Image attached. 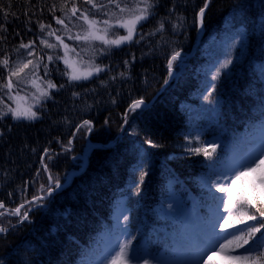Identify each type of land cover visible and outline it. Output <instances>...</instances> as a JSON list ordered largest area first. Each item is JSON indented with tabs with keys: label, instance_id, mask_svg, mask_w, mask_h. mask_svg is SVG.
I'll return each mask as SVG.
<instances>
[{
	"label": "trees",
	"instance_id": "trees-1",
	"mask_svg": "<svg viewBox=\"0 0 264 264\" xmlns=\"http://www.w3.org/2000/svg\"><path fill=\"white\" fill-rule=\"evenodd\" d=\"M75 2L82 10L90 7L83 0ZM204 4L205 0H158L153 16L138 25L144 38L137 35L131 44L97 53L95 63L107 67L90 80L69 83L61 75L63 62L48 63L45 58L49 74L45 76L41 65L39 75L52 80L57 89L34 108L39 118L15 121L9 114L0 120V202L5 205L0 211L21 203L25 204L22 213L30 209L29 219L22 223L16 215L0 216V226L8 229L0 234L3 264H92L100 256L104 233L112 230L115 207L123 197L131 207L133 245L139 242L135 246L141 250L145 240L152 255L166 252L173 257L175 243L191 242L180 219L167 225L160 211L173 180L176 192L197 208L209 227L216 201L201 182L211 173L209 165L215 161L220 172L230 150L244 153L241 147L246 149L245 143L254 142L256 131L264 129V0H208L202 29L198 13ZM60 5L61 0H0L8 12L5 19L0 11V25L7 29L0 32L6 37L0 40V57L8 53L11 60L23 58L25 50L18 54L14 49L29 40L36 41L37 56L52 55L53 50L39 41L46 37L47 25L61 27L54 19L63 15ZM161 20L164 28L156 31ZM41 24L46 26L43 33ZM118 32L126 34L123 29ZM65 42L76 43L66 37ZM175 51L181 55L170 74L168 61ZM228 59L231 64L222 67ZM172 70L176 75L170 81ZM6 75L0 70V76ZM209 76L215 91L205 100ZM74 92L80 95L73 96ZM141 98L145 103L155 100L130 113L125 123L124 113ZM84 121L92 122L91 132L81 127ZM201 131L223 138L214 161L185 147L190 141L197 146L195 137ZM69 140L72 144L65 150ZM45 149L51 159L44 156ZM86 149V170L70 179L72 171L83 166ZM142 150L148 158L146 166L141 165ZM42 157L61 184L51 195L47 192L54 185L48 181ZM144 171L147 175L141 182ZM37 195L44 199L26 203ZM257 196L264 199V194Z\"/></svg>",
	"mask_w": 264,
	"mask_h": 264
},
{
	"label": "snow or ice",
	"instance_id": "snow-or-ice-1",
	"mask_svg": "<svg viewBox=\"0 0 264 264\" xmlns=\"http://www.w3.org/2000/svg\"><path fill=\"white\" fill-rule=\"evenodd\" d=\"M83 3L90 7L82 10L77 6L75 0H61L60 11L63 15L54 17L55 23L61 27L57 29L47 25L46 37L39 41V44L44 48L53 50L52 55L45 53L37 56L36 41L29 40L28 43L21 41L14 49L18 54L21 49H24L23 58L18 55L15 60H11V54L8 53L0 57V70L7 71L6 77L0 76V93H2L0 95V120L9 114L15 121H34L39 118V114L34 108L50 99L51 90L57 89V85L52 80H44L39 75L41 65H43L42 70L45 76L49 74L45 58L48 63L63 62L65 69L61 75L66 76L69 83L87 81L104 72L107 66L101 67L95 63L96 54L108 52L113 47L118 48L124 44H131L137 35L143 39V34L138 32V25H142L150 16H153L158 0H101L100 3H97V0H83ZM207 7L208 0H205L204 7L198 13L201 26ZM55 8L56 5H53V9ZM0 11H3L6 19L8 12L2 6H0ZM170 11H174V9ZM97 16L106 18L98 19ZM45 27L43 24L40 25L42 33ZM163 28L164 22L161 20L156 31H161ZM74 29L78 30L74 32ZM119 29H123L126 34L120 35ZM6 31V27L0 25V32ZM57 32H62L63 35H58ZM151 34L149 33V35ZM53 37L55 42H50L49 38ZM65 37L68 41L76 42L75 46L66 43ZM5 38L0 36V40ZM97 42L100 47H97ZM58 49L62 50L63 55L58 53ZM180 55L179 51H175L168 61L170 74L173 62L177 61ZM133 59H135L134 56ZM124 63L127 65L129 62L124 61ZM229 64H231L230 59L226 60L222 67L226 68ZM120 75L123 76L124 73H120ZM215 79L216 76H213V80ZM28 85L32 88L30 96L21 95ZM59 87H64V85ZM209 87L211 91L204 96L205 100H209L212 92L215 91L214 83ZM79 95L78 92L73 93V96ZM7 101H12V103L9 104ZM144 106L146 105L142 98L134 100L123 115L124 122H128L130 113ZM85 126L87 132L92 131L91 121H84L81 127ZM79 131L80 127L76 128V133ZM0 135L3 133L0 132ZM74 138L75 133L73 134ZM195 140L200 142L199 136L195 137ZM147 143L152 144V141L149 140ZM71 144L72 140H69L65 145V150H69ZM185 147L193 155H203L207 160L214 161L219 145L213 141L206 147L203 142H200V146L197 147L190 141ZM44 156L52 158L48 149L44 150ZM230 161L229 170L218 173L214 161L209 165L211 173L201 181L211 194V199L216 201L215 222L210 223L208 228L214 240L208 239L204 245L200 246H194L189 241L182 242L173 253L174 257L182 258V264H205L209 254L217 252L223 253L232 264H264V199L256 195L258 188H264V144L261 143L258 149ZM43 168L49 173L48 181L54 185L47 192V195H51V191L61 187V184L51 175L46 163H43ZM213 173L218 174V179L215 181L211 178ZM146 175V171L141 173V182ZM245 178H248L247 183L242 186ZM213 189L223 195L216 196ZM43 199V196L37 195L26 203H38ZM4 208L5 205L0 202V209ZM23 208H25V204L21 203L13 210L0 211V216L16 215L20 217L22 223L29 219L28 212L30 211V209H26L22 213L21 209ZM168 208L171 209L172 204H169ZM175 212H180L179 204ZM124 219L127 220V217ZM7 231L6 227L0 226V234H6ZM134 239V236L124 239L123 242L117 239L116 244L108 251V255L101 264H133V261L135 264H174V258L166 259L159 253L155 255L146 253L142 257L138 248L133 245ZM148 256H151V259ZM0 264H3L2 260H0Z\"/></svg>",
	"mask_w": 264,
	"mask_h": 264
},
{
	"label": "rangeland",
	"instance_id": "rangeland-1",
	"mask_svg": "<svg viewBox=\"0 0 264 264\" xmlns=\"http://www.w3.org/2000/svg\"><path fill=\"white\" fill-rule=\"evenodd\" d=\"M50 42H55L53 38H49ZM212 84V79L211 76H209L207 80V88L205 90V94H207L209 91H211L209 85ZM32 88L30 85H28L24 91L21 92V95H29L31 94ZM200 131V130H199ZM262 130H260L257 134L253 136L255 139V142H248L245 144H249L246 146V149L244 146L241 147L243 149L242 154H236V152H232L233 150H230L228 152V155L226 157V161L221 165L220 172H226L230 168L231 164V159L237 158L240 156L247 155L249 152L254 151L259 148L260 144H264V133H261ZM202 132V131H201ZM200 138V142L204 143V146H208L210 142L215 141L218 145L223 143V138L221 135H212V136H206L202 134H198ZM200 142H197V146H200ZM218 149V148H217ZM145 150H142L141 152V165L146 166L148 162V158L146 156ZM87 158V157H85ZM86 161V159H85ZM218 177L215 180H217ZM247 179L245 178V181L242 182V186L246 185ZM174 181L170 183L171 189H170V196L166 199V202L163 204L162 207H160V211L163 215L164 220L167 221V225L169 223L172 225L174 219H180L181 221V228L183 230L184 236H186L187 239L191 240V243L194 246H200L204 245L208 239H213L214 237H211L208 228L204 226L202 223L201 216L199 214V211L197 210L196 207L190 206L189 203H185V201L177 194L175 188H174ZM259 192L256 193L258 194H264V188H258L257 189ZM215 191V190H212ZM220 195H223L222 193H219ZM261 198V197H260ZM263 199V198H262ZM172 204V208L169 209L168 205ZM179 204L180 206V212L176 213L175 209L177 208V205ZM223 210L221 209V212ZM215 210L213 211L212 215H210V220L209 223H214L215 222V216H214ZM127 217V220L124 218ZM130 221H131V207L129 205V201L127 198L123 197L120 198L117 201L116 208H115V213L113 216V225H112V230L106 231L104 233V241L101 243V253L98 258H96L92 264H101L103 259L108 255V251L116 244L117 239H119L120 242H123L124 239L130 238L132 236V232L130 229ZM135 240V239H134ZM133 240V241H134ZM139 242H137L135 245H138ZM134 247H137L135 246ZM142 249L139 250L140 255L143 257L145 256L146 253H148V248H147V242L143 240L141 242ZM180 244L175 243L174 244V252L179 248ZM162 257L166 259H173L174 258V264H182V258L180 257H172L166 252H160L159 253ZM155 255V254H154ZM149 259H151V256H148ZM232 264V262L228 261L223 253H210L209 257L206 258L205 264ZM133 264H135V261H133Z\"/></svg>",
	"mask_w": 264,
	"mask_h": 264
},
{
	"label": "water",
	"instance_id": "water-1",
	"mask_svg": "<svg viewBox=\"0 0 264 264\" xmlns=\"http://www.w3.org/2000/svg\"><path fill=\"white\" fill-rule=\"evenodd\" d=\"M203 26H204V23H203V25L201 26L202 27V29H203ZM203 36V34L201 33V35H200V38ZM200 41V40H199ZM199 41H198V43H199ZM198 43H197V45H198ZM192 55V53L188 56V57H190ZM183 59H185V58H183ZM172 74H173V76L175 75V72L172 70ZM173 78V77H172ZM172 78H171V80H172ZM169 83V82H168ZM168 83H166V85L165 86H167L168 85ZM165 87H163L161 90H160V92L164 89ZM157 96V95H156ZM156 96H155V98H156ZM155 98H154V100H155ZM153 100V101H154ZM85 169L86 168H84L82 171H85ZM75 173H77V174H80V172H75Z\"/></svg>",
	"mask_w": 264,
	"mask_h": 264
},
{
	"label": "bare ground",
	"instance_id": "bare-ground-1",
	"mask_svg": "<svg viewBox=\"0 0 264 264\" xmlns=\"http://www.w3.org/2000/svg\"><path fill=\"white\" fill-rule=\"evenodd\" d=\"M100 146H101V147H104V148L109 147V145H104V144H100ZM85 168H87V164H86ZM72 174H74V173L72 172L71 175H72Z\"/></svg>",
	"mask_w": 264,
	"mask_h": 264
}]
</instances>
